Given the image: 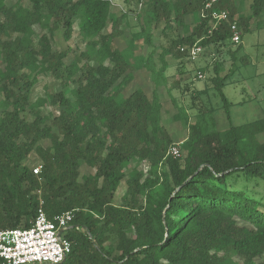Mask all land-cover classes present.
<instances>
[{
  "label": "trees",
  "instance_id": "obj_1",
  "mask_svg": "<svg viewBox=\"0 0 264 264\" xmlns=\"http://www.w3.org/2000/svg\"><path fill=\"white\" fill-rule=\"evenodd\" d=\"M28 1L0 0V229L30 227L42 206L50 218L75 213L64 233L72 250L59 264H236V256L244 264H264V117L233 123L234 104L224 93L233 68L222 74L217 60L210 76L229 127L219 129L213 110L200 104L176 157L169 150L177 142L163 124L156 94L165 81L164 59L157 68L150 54L141 66L155 86L150 99L133 82L140 59L115 42L128 14L115 13L113 0ZM208 1L143 0L133 54L139 57L138 40L153 45L154 30L164 23L163 51L190 60L181 46L199 39L205 48L224 46L232 41L231 22L243 37L264 10V0H252L250 14L241 13L242 0L206 9ZM224 9L229 20L209 32L212 11ZM76 20L88 48L66 62L70 48L54 50L52 38L64 26L69 39ZM174 26L182 33L169 37ZM237 50L229 51L233 58ZM41 73L60 81L50 96L60 111L50 123L38 110L48 99H30ZM171 100L176 117L188 119ZM26 108L33 120L22 115ZM46 139L49 146L41 144ZM32 151L43 163L40 174L24 165ZM83 164L95 171L81 174Z\"/></svg>",
  "mask_w": 264,
  "mask_h": 264
},
{
  "label": "rangeland",
  "instance_id": "obj_2",
  "mask_svg": "<svg viewBox=\"0 0 264 264\" xmlns=\"http://www.w3.org/2000/svg\"><path fill=\"white\" fill-rule=\"evenodd\" d=\"M17 0H11L16 2ZM241 1V0H240ZM24 6H30L28 0H22ZM252 0H242L239 2L240 10L242 14H250L252 9L250 7ZM112 9L115 13H127L128 22L123 24L125 33L115 39L116 44L120 49L125 52H129L138 62V70L140 72L141 66L144 60L150 55H153L156 67L159 68L162 65V59H164L166 66L165 75L167 77V84L162 83L160 90L158 89L156 94L163 105V123L168 131L174 136L176 145L180 147L183 138L188 136L189 123H192L196 119V113L198 112V106L201 104L209 109L213 110L217 125L219 129H226L229 127V122L224 113L222 107V100L217 94V91L213 88L210 80V76L213 74V65L215 61L223 63L222 74H226L233 68V72L224 85V93L228 99L234 104L232 108V120L234 124H243L251 122L264 117V10L258 18H255L252 22V28L249 32L244 33L242 40L239 44H234L232 41L228 42L224 46H209L204 49V54L207 53V59L212 61L211 64H207V59L202 60L201 55L196 61H190L184 58H178L173 53L166 54L163 51L161 44L167 46V39L162 36V28L164 23H160L154 30V44L149 46L138 40L136 42L135 56L132 52V33L139 30V24L137 21V12L143 10L144 4L139 6L137 0H113ZM192 19L190 18V21ZM261 21L262 26L256 28L257 22ZM79 21L76 20L73 25V34L69 39L64 36L65 27H60L52 38V45L54 50H64L70 48V53L66 58V62H70L75 54H80L82 51L87 50L86 42L79 34ZM37 31H41L39 26H35ZM110 30V25L106 29ZM182 33V28L174 26L169 30V37H175L177 34ZM239 46V49L237 50ZM230 50L236 51V58H233ZM132 54V55H131ZM96 57V56H95ZM245 57V61L242 58ZM204 58V57H203ZM94 62V61H92ZM210 65V66H209ZM205 73L204 78L198 77V72ZM147 78L150 80V74H147ZM147 79V80H148ZM140 81V80H139ZM134 82V81H133ZM193 83L192 91L188 93L191 88L190 84ZM135 84V83H134ZM139 84V82H137ZM136 84V85H137ZM146 93L150 98H153L154 83L143 84ZM60 81L56 79L50 73H41L38 75V81L33 86L30 99L32 102L39 98L46 97L48 103L40 107L39 112L42 115L48 117L47 123H50L51 119L59 114L60 109L50 102L51 93L60 90ZM206 90L205 93H199L201 90ZM200 94V95H198ZM198 95L193 104L194 96ZM173 97L177 104L187 113L188 119H179L176 115H180L178 107L171 100ZM3 98L0 93V101ZM246 110V113L242 111ZM2 108L0 107V116L2 115ZM22 115L28 119L33 120L35 113L26 108ZM263 139V136L260 135ZM181 140V141H180ZM43 146H49L50 141L48 139L41 141ZM41 162L40 157L35 151H32L25 161L24 165H27L30 169ZM136 163L133 162V165ZM144 171L148 169V163L139 164ZM95 170L88 167L86 164L81 166V174L94 172ZM129 173V169L126 171ZM125 177L117 190L115 203H121L122 196L124 195L127 184ZM264 184H262L263 186ZM113 246L116 244V238L113 237L109 242ZM236 264H244L243 260L236 256Z\"/></svg>",
  "mask_w": 264,
  "mask_h": 264
},
{
  "label": "built area",
  "instance_id": "obj_3",
  "mask_svg": "<svg viewBox=\"0 0 264 264\" xmlns=\"http://www.w3.org/2000/svg\"><path fill=\"white\" fill-rule=\"evenodd\" d=\"M221 0H209L205 8L209 9L214 3ZM113 2V1H112ZM139 6L143 0H139ZM202 15H205L203 11ZM212 24L209 32H212L222 22L229 20L227 10H214L211 13ZM234 44L242 40V30L237 22L230 23ZM182 52L189 55V59L196 61L204 53L205 47L200 39L192 45L180 47ZM206 75L198 72L199 78ZM169 153L173 156H181V149L177 145L170 148ZM43 163L40 162L33 168L35 174H40ZM74 211H67L50 218L43 207L38 209L35 219L28 228L16 227L0 229V261L2 264H59L64 262L72 250V242L64 233L72 226Z\"/></svg>",
  "mask_w": 264,
  "mask_h": 264
},
{
  "label": "crops",
  "instance_id": "obj_4",
  "mask_svg": "<svg viewBox=\"0 0 264 264\" xmlns=\"http://www.w3.org/2000/svg\"><path fill=\"white\" fill-rule=\"evenodd\" d=\"M254 21V20H253ZM252 21V22H253ZM207 55V53L206 54H204L203 56H202V60L204 59H207L206 56ZM204 57V58H203ZM207 60H209V59H207ZM193 62V61H192ZM212 63V61H207V64H211ZM210 66V65H209ZM147 74H148V72L147 71H144L142 68H141V70H140V72H136L135 73V79H134V83H135V87H137V88H141V89H143L145 92H146V90H145V87L143 86V84H148V83H152L153 84V81H152V79H151V76H150V80L151 81H149V79L147 78ZM148 79V80H147ZM140 80V81H139ZM167 77H166V75H165V81H162L161 82V84H160V86H159V90H160V88H161V85H162V83H164V84H167ZM137 82H139V84H137ZM137 84V85H136ZM172 85V83H169L168 82V86L169 85ZM190 86H191V88L189 89L190 91L188 92V93H190L192 90V88H193V83L192 84H190ZM147 94V93H146ZM191 94V93H190ZM148 95V94H147ZM149 97V96H148ZM150 98V97H149ZM150 99H152V98H150ZM234 106V105H233ZM233 106L231 107V114H232V108H233ZM243 113H246L247 111L246 110H244V111H242ZM163 110H162V121H163ZM164 124V123H163ZM187 137V136H186ZM186 137L185 138H183V139H181V140H185L186 139ZM173 138H174V136H173ZM175 140V139H174ZM180 140V141H181ZM176 141V140H175Z\"/></svg>",
  "mask_w": 264,
  "mask_h": 264
}]
</instances>
